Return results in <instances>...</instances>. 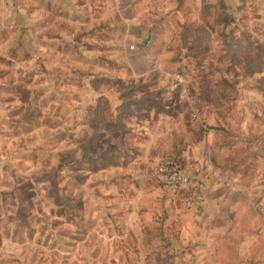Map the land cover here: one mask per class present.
<instances>
[{
	"label": "rangeland",
	"instance_id": "rangeland-1",
	"mask_svg": "<svg viewBox=\"0 0 264 264\" xmlns=\"http://www.w3.org/2000/svg\"><path fill=\"white\" fill-rule=\"evenodd\" d=\"M171 158L235 184L199 202L157 182ZM245 234L264 248V0H0V264H242Z\"/></svg>",
	"mask_w": 264,
	"mask_h": 264
},
{
	"label": "built area",
	"instance_id": "built-area-1",
	"mask_svg": "<svg viewBox=\"0 0 264 264\" xmlns=\"http://www.w3.org/2000/svg\"><path fill=\"white\" fill-rule=\"evenodd\" d=\"M178 80L183 82L181 78ZM181 93L187 100L191 120L203 125L208 114L207 108L190 96L187 86H182ZM155 178L158 183L166 187H177L188 191L199 202L203 201L208 193L231 189L235 184V177L223 171H215L209 179L194 175V172L187 169L179 158L160 161L155 170Z\"/></svg>",
	"mask_w": 264,
	"mask_h": 264
},
{
	"label": "crops",
	"instance_id": "crops-1",
	"mask_svg": "<svg viewBox=\"0 0 264 264\" xmlns=\"http://www.w3.org/2000/svg\"><path fill=\"white\" fill-rule=\"evenodd\" d=\"M240 237V236H239ZM259 236H253L250 234H245L243 240L237 238V241H241L240 246V259L239 262L242 264H249L247 260H253L252 264H264V248H256L257 242H259ZM262 240V239H260ZM252 244L255 248L252 247ZM251 245V247H250Z\"/></svg>",
	"mask_w": 264,
	"mask_h": 264
}]
</instances>
